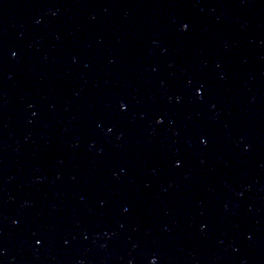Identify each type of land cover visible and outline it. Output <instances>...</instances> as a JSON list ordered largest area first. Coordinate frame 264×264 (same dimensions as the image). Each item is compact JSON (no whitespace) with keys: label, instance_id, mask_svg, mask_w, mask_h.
Masks as SVG:
<instances>
[{"label":"water","instance_id":"95a60500","mask_svg":"<svg viewBox=\"0 0 264 264\" xmlns=\"http://www.w3.org/2000/svg\"><path fill=\"white\" fill-rule=\"evenodd\" d=\"M154 259L264 264V0H0V264Z\"/></svg>","mask_w":264,"mask_h":264},{"label":"snow or ice","instance_id":"6c2138e0","mask_svg":"<svg viewBox=\"0 0 264 264\" xmlns=\"http://www.w3.org/2000/svg\"><path fill=\"white\" fill-rule=\"evenodd\" d=\"M187 28H188V25H185V26H184V29L187 30ZM197 94L200 95V96H203V94H204V93H203V89H202V88L199 89L198 92H197ZM121 107L124 108L123 105H122ZM160 123H163V120H161ZM38 242H39V241H38Z\"/></svg>","mask_w":264,"mask_h":264},{"label":"clouds","instance_id":"9594fccd","mask_svg":"<svg viewBox=\"0 0 264 264\" xmlns=\"http://www.w3.org/2000/svg\"><path fill=\"white\" fill-rule=\"evenodd\" d=\"M152 264H156V261H155V259L153 260Z\"/></svg>","mask_w":264,"mask_h":264}]
</instances>
